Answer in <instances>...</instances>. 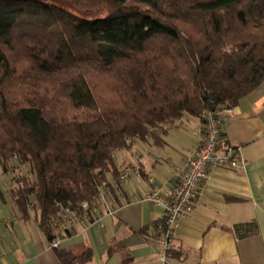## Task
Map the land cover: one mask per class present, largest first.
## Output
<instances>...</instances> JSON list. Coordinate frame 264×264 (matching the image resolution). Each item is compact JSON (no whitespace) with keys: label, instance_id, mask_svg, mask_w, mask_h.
<instances>
[{"label":"trees","instance_id":"obj_1","mask_svg":"<svg viewBox=\"0 0 264 264\" xmlns=\"http://www.w3.org/2000/svg\"><path fill=\"white\" fill-rule=\"evenodd\" d=\"M60 1L0 0V168L28 166L11 197L50 241L62 208L118 178L115 150L264 81V0Z\"/></svg>","mask_w":264,"mask_h":264},{"label":"crops","instance_id":"obj_2","mask_svg":"<svg viewBox=\"0 0 264 264\" xmlns=\"http://www.w3.org/2000/svg\"><path fill=\"white\" fill-rule=\"evenodd\" d=\"M225 116L227 143L241 147L242 161L212 170L194 211L180 220L164 264H264V81ZM202 130L200 115L184 114L164 134L115 150L118 175L126 179L112 180L114 213L102 210L94 221L77 223L58 248L33 215L21 216L0 183V264H62L58 251L86 248L91 259L77 264H161L164 209L146 198L148 180L170 190Z\"/></svg>","mask_w":264,"mask_h":264},{"label":"built area","instance_id":"obj_3","mask_svg":"<svg viewBox=\"0 0 264 264\" xmlns=\"http://www.w3.org/2000/svg\"><path fill=\"white\" fill-rule=\"evenodd\" d=\"M229 108L205 109L201 118L203 130L200 142L192 154L186 159L184 166L177 170V181L170 190H163L153 184L150 178L146 198L154 200L164 209V230L160 240L159 255L161 264L168 259V253L174 249L179 222L190 215L199 200L206 182L217 167H237L241 161V147L227 143L226 112ZM126 174H120L114 183L124 181ZM108 179L103 182L99 195L92 201L84 200L71 206L62 208L55 218L50 235L52 248H58L60 239L67 230H71L77 223L94 221V218L114 213L109 196Z\"/></svg>","mask_w":264,"mask_h":264},{"label":"rangeland","instance_id":"obj_4","mask_svg":"<svg viewBox=\"0 0 264 264\" xmlns=\"http://www.w3.org/2000/svg\"><path fill=\"white\" fill-rule=\"evenodd\" d=\"M56 3H61L60 0H55ZM65 6H68L66 2H64ZM3 175L2 170L0 168V183L4 185L5 187H8L9 190L11 191L12 189H15L19 186V179L22 176H28V166L27 165H21L18 164L16 161L13 162V168L12 170L5 175V177L1 178ZM110 176V181L113 180V177ZM112 183V182H111ZM111 189V185H110ZM12 196V195H11Z\"/></svg>","mask_w":264,"mask_h":264}]
</instances>
